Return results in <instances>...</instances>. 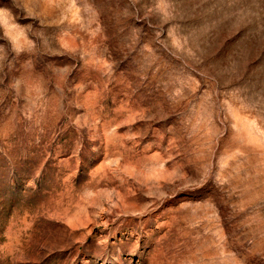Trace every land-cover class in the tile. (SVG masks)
Listing matches in <instances>:
<instances>
[{
    "label": "rangeland",
    "instance_id": "rangeland-1",
    "mask_svg": "<svg viewBox=\"0 0 264 264\" xmlns=\"http://www.w3.org/2000/svg\"><path fill=\"white\" fill-rule=\"evenodd\" d=\"M0 264H264V0H0Z\"/></svg>",
    "mask_w": 264,
    "mask_h": 264
}]
</instances>
